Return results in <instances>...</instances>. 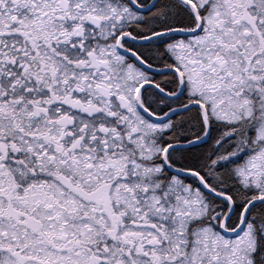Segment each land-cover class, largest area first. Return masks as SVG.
Wrapping results in <instances>:
<instances>
[{
  "label": "flooded vegetation",
  "instance_id": "af4514ba",
  "mask_svg": "<svg viewBox=\"0 0 264 264\" xmlns=\"http://www.w3.org/2000/svg\"><path fill=\"white\" fill-rule=\"evenodd\" d=\"M0 264H264V0H0Z\"/></svg>",
  "mask_w": 264,
  "mask_h": 264
},
{
  "label": "trees",
  "instance_id": "16d2710c",
  "mask_svg": "<svg viewBox=\"0 0 264 264\" xmlns=\"http://www.w3.org/2000/svg\"><path fill=\"white\" fill-rule=\"evenodd\" d=\"M163 17L168 18V19H174L175 17H178L177 13H174L172 8L166 9L163 12ZM194 113H189V115L185 116L183 121H184V127H188L190 117H193ZM197 117V116H195ZM206 147L198 148V149H189L185 150L182 152V155L184 157L183 163L186 166H195L199 165L202 162L204 152H205Z\"/></svg>",
  "mask_w": 264,
  "mask_h": 264
},
{
  "label": "bare ground",
  "instance_id": "6f19581e",
  "mask_svg": "<svg viewBox=\"0 0 264 264\" xmlns=\"http://www.w3.org/2000/svg\"><path fill=\"white\" fill-rule=\"evenodd\" d=\"M204 140V139H203ZM203 140H201V141H203ZM201 141H196V142H201ZM195 141H192V142H188V143H186V144H182V145H179L178 147H177V149H183V148H186V147H188V146H190V145H192V144H194V143H196ZM171 148H175V146H171ZM220 159V156L219 155H215V154H213L212 155V164H216V163H218V160ZM169 164V163H168Z\"/></svg>",
  "mask_w": 264,
  "mask_h": 264
}]
</instances>
